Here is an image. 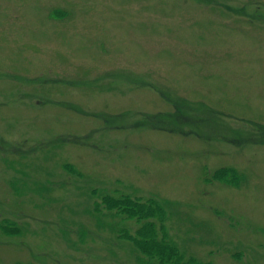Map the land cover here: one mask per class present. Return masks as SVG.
Wrapping results in <instances>:
<instances>
[{
  "label": "rangeland",
  "instance_id": "374dc122",
  "mask_svg": "<svg viewBox=\"0 0 264 264\" xmlns=\"http://www.w3.org/2000/svg\"><path fill=\"white\" fill-rule=\"evenodd\" d=\"M102 194L264 264V0H0V264H154Z\"/></svg>",
  "mask_w": 264,
  "mask_h": 264
},
{
  "label": "trees",
  "instance_id": "16d2710c",
  "mask_svg": "<svg viewBox=\"0 0 264 264\" xmlns=\"http://www.w3.org/2000/svg\"><path fill=\"white\" fill-rule=\"evenodd\" d=\"M190 126V123H189ZM64 167L71 171L68 165ZM226 172H230L226 169ZM111 216H120L125 220L135 221L137 226L133 229L126 225L118 227L116 232L120 239L130 241L138 252L147 257L154 264H214L203 261L194 255L186 254L174 240L168 237L165 226L166 211L158 201L148 198L133 197L129 194L119 196L102 194L101 203ZM99 207V203H96ZM12 228V229H10ZM6 234L15 231L13 227L2 228ZM18 232L17 230L15 233Z\"/></svg>",
  "mask_w": 264,
  "mask_h": 264
}]
</instances>
